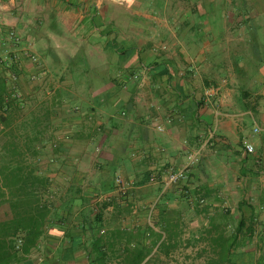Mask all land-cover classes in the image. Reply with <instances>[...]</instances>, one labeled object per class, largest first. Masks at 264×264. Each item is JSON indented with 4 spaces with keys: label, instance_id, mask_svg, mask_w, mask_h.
Listing matches in <instances>:
<instances>
[{
    "label": "crops",
    "instance_id": "1",
    "mask_svg": "<svg viewBox=\"0 0 264 264\" xmlns=\"http://www.w3.org/2000/svg\"><path fill=\"white\" fill-rule=\"evenodd\" d=\"M202 1L0 0V53L14 31L64 74V82L54 76L51 84L58 158L83 159L96 146L95 168L52 175L67 186L78 176L81 189L100 192L97 201L89 196L91 206L109 203L100 230L83 224L71 230L82 220L75 213L65 231H51V241L19 264H98L105 254L108 264H117L126 247L160 254L149 230L162 233L160 188L172 193L165 206L182 242L177 261L161 255L159 264H180L187 224L202 216L210 221L224 206L236 219L264 222V67L258 74L234 73L230 53L219 50L223 41L211 37L218 10L210 15V2L216 0ZM30 70L27 63L24 74ZM212 86L220 91L208 100ZM193 152L200 157L188 179L166 187L169 170L182 168ZM112 161L119 167L115 179L126 181L125 194L99 178Z\"/></svg>",
    "mask_w": 264,
    "mask_h": 264
},
{
    "label": "trees",
    "instance_id": "2",
    "mask_svg": "<svg viewBox=\"0 0 264 264\" xmlns=\"http://www.w3.org/2000/svg\"><path fill=\"white\" fill-rule=\"evenodd\" d=\"M210 3V15L218 10L212 16L211 26L214 27V20L217 25L211 31V37L224 41L228 33L238 38L243 36L234 42L236 47L228 52L234 73L258 74L264 67V0H216ZM224 22L231 26L229 31L225 29ZM10 43L12 46L13 42ZM241 61L244 66H240ZM56 68L53 64L49 66L53 76L64 82V74L56 72ZM11 71L17 72L18 68L13 66ZM8 91V83L2 82L0 104H4L3 97ZM23 111L12 107L6 116L0 114V264L24 261L33 249L44 241H51V231H65L75 213H79L82 220L75 222L71 230H77L80 224L92 231L100 230L103 210L109 206L106 201L91 206L89 196H92V201H97L101 193L81 189L78 185L82 180L78 176H74L67 186L60 183L50 169L42 168L43 158L49 157L53 162L60 154L62 143L54 141L53 133L47 136L54 114L51 109H43V113H31L30 118L25 120L20 115ZM107 167V174L100 172L99 178L104 184L114 186L119 167L114 161ZM149 181L150 177L139 183L143 185ZM162 191V188L158 191L161 204L157 223L162 233H155L149 228L154 237L153 247H157L160 254L150 257L151 250L144 252L126 247L123 255L115 258H119L117 264H159L161 255L177 261L176 252L182 240L177 237L178 225L170 222L173 213L165 206L172 193ZM187 197L186 202L190 203L189 194ZM257 235V250L244 251L243 248ZM201 244L197 254L203 259V264H264V222L245 216L236 219L229 210H216L208 221ZM106 257V254L103 258L101 256L98 264H108Z\"/></svg>",
    "mask_w": 264,
    "mask_h": 264
},
{
    "label": "built area",
    "instance_id": "3",
    "mask_svg": "<svg viewBox=\"0 0 264 264\" xmlns=\"http://www.w3.org/2000/svg\"><path fill=\"white\" fill-rule=\"evenodd\" d=\"M12 46L6 47L0 53V85L6 82L9 85L8 93L3 97L4 104H0V114L6 116L12 107L24 110L27 94L23 90V82L25 77L33 83L45 86L54 76L37 51L31 44H24L22 37L14 31L9 34ZM31 65L30 73L25 75L24 68L26 64ZM13 66L18 68L17 72L11 71ZM219 86H212L206 89L205 96L211 100L218 95ZM163 131L162 128H159ZM258 131V129H256ZM254 147L250 144L246 145L248 153L254 152ZM200 153L193 152L187 156L185 164L179 170H169L166 187L178 185L180 182L188 179L189 173L195 164L199 161ZM154 181V179H151ZM116 184L120 188L121 193L125 194V181L121 177H117Z\"/></svg>",
    "mask_w": 264,
    "mask_h": 264
},
{
    "label": "rangeland",
    "instance_id": "4",
    "mask_svg": "<svg viewBox=\"0 0 264 264\" xmlns=\"http://www.w3.org/2000/svg\"><path fill=\"white\" fill-rule=\"evenodd\" d=\"M241 37H243V36H240V38ZM240 38L235 37L231 33H228V35L226 36V38L223 41L221 49H219V50H221L222 52L224 51V53L228 55V51L231 50L232 48L236 47L234 42H236L237 40H240ZM54 79H55V77L52 78L45 86H40L39 84L33 83L31 80H28V78L25 77L24 82H23V90L27 94V99L25 102L24 111L20 114V115H22L21 118L24 117L25 120H28L30 118V116L32 115L31 113H34V112H36L38 114L43 113V111H42L43 109L48 110V109H51V107H53L54 102L52 101V98H53V94L55 92V89H52L51 84H54L53 83ZM57 80L58 79H56V82H55L56 84L58 82ZM58 118H55V115H54L53 118L50 119L51 126L48 128V131H47L48 137L56 129L55 128L56 123H53V122H57L56 119H58ZM64 139H66V138L64 137ZM64 139H62V140H64ZM95 151H97L96 146L91 145L89 156H87L83 159H77V158H69V159H61L60 158L59 159V158H56V160L52 162L51 158L45 157V158H43L41 165H42L43 169H46V168L50 169L52 174L55 172L57 173L59 170H63V168H66L67 170L70 169L71 171L73 169H76L77 167L82 168V169L95 168V165H98V163H97L98 158L96 156H93V154H96ZM90 177H93V175H90ZM58 178L59 179H57V180L60 183H63V179L60 178V176ZM97 178H98V176L95 177V180ZM125 184H126V181H125ZM188 209L186 210L187 211L186 213L190 212V215H192L193 210L191 209V207L189 210ZM228 209H230V208L227 206H224L221 208V210H224V211H226ZM195 219H193L191 223L187 224V230L189 232V235L184 240L185 248L183 249V251L178 256V261L180 262V264H203V259L198 257L197 253L199 252V250L202 246L201 238H202L203 234L205 233V230L208 226V220L205 219L204 216H202V218L200 220H198V218H195ZM257 242H258V237H255L253 239V241L248 244L247 247L243 248V250L244 251H248V250L255 251V250H257ZM262 249H264V245H262Z\"/></svg>",
    "mask_w": 264,
    "mask_h": 264
}]
</instances>
